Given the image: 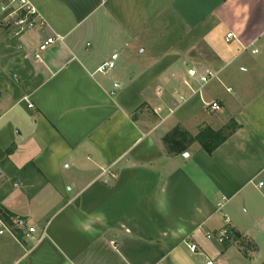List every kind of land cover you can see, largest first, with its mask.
<instances>
[{
  "label": "crops",
  "instance_id": "1",
  "mask_svg": "<svg viewBox=\"0 0 264 264\" xmlns=\"http://www.w3.org/2000/svg\"><path fill=\"white\" fill-rule=\"evenodd\" d=\"M30 1L0 207L36 232L0 235V264H264V0ZM177 127L226 138L172 154Z\"/></svg>",
  "mask_w": 264,
  "mask_h": 264
},
{
  "label": "rangeland",
  "instance_id": "2",
  "mask_svg": "<svg viewBox=\"0 0 264 264\" xmlns=\"http://www.w3.org/2000/svg\"><path fill=\"white\" fill-rule=\"evenodd\" d=\"M20 19L19 12L12 13L11 8L5 3H0V98L8 93H20L25 89V85L20 84L24 74L28 73L29 50L23 36L30 29L22 31ZM6 223L14 234V226L8 221Z\"/></svg>",
  "mask_w": 264,
  "mask_h": 264
},
{
  "label": "built area",
  "instance_id": "3",
  "mask_svg": "<svg viewBox=\"0 0 264 264\" xmlns=\"http://www.w3.org/2000/svg\"><path fill=\"white\" fill-rule=\"evenodd\" d=\"M1 4H6L8 8L12 9V13H20L21 19L19 21L21 25V30L24 31L26 29H30L37 24L41 23L43 24L42 18L39 15V12L37 8L32 4L30 0H0ZM4 8H6L4 6ZM231 35H229L230 37ZM57 38L50 37L48 38L44 44L40 46L41 50L46 49V47L50 44H53L56 42ZM118 55L114 54L110 60L104 62L97 71L100 73H107L115 66V60L117 59ZM197 74V71L191 70L190 75L195 76ZM200 81L202 83H208L212 79L216 77V74L214 71L206 70L203 73L199 74ZM187 86H190L188 83H186ZM183 99V97H181ZM32 104H28V107H32ZM206 106L210 109L212 112H217L221 109V106L218 104V102L213 101L210 103H206ZM260 185H263V183H260ZM15 225L20 229H27L28 235H34L36 232V229L30 225L28 220L17 218L14 220ZM6 233L12 234L11 228L8 226L6 221L0 217V235H4ZM231 230L225 228L220 231H218L216 234H208V238L212 239L215 238L219 241H228L231 238ZM190 250L192 252H195L197 250V246L195 244H189ZM208 264H214L213 262H208Z\"/></svg>",
  "mask_w": 264,
  "mask_h": 264
},
{
  "label": "trees",
  "instance_id": "4",
  "mask_svg": "<svg viewBox=\"0 0 264 264\" xmlns=\"http://www.w3.org/2000/svg\"><path fill=\"white\" fill-rule=\"evenodd\" d=\"M225 138L226 136L223 135V133L214 132L210 129H206L204 132H201L198 137L192 138L182 128L177 127L164 137V144L169 153L178 154L186 151L190 142L198 140L206 151L211 153L225 140ZM0 217L8 221L10 225H14V215L3 207H0Z\"/></svg>",
  "mask_w": 264,
  "mask_h": 264
}]
</instances>
